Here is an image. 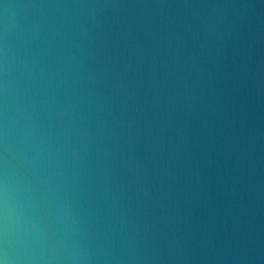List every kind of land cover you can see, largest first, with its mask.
Listing matches in <instances>:
<instances>
[{
  "label": "water",
  "instance_id": "water-1",
  "mask_svg": "<svg viewBox=\"0 0 264 264\" xmlns=\"http://www.w3.org/2000/svg\"><path fill=\"white\" fill-rule=\"evenodd\" d=\"M0 264H264V0H0Z\"/></svg>",
  "mask_w": 264,
  "mask_h": 264
}]
</instances>
